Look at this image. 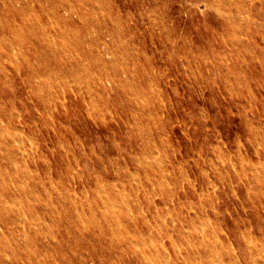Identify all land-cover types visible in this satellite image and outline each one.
<instances>
[{
  "label": "rangeland",
  "instance_id": "1",
  "mask_svg": "<svg viewBox=\"0 0 264 264\" xmlns=\"http://www.w3.org/2000/svg\"><path fill=\"white\" fill-rule=\"evenodd\" d=\"M0 264H264V0H0Z\"/></svg>",
  "mask_w": 264,
  "mask_h": 264
},
{
  "label": "bare ground",
  "instance_id": "2",
  "mask_svg": "<svg viewBox=\"0 0 264 264\" xmlns=\"http://www.w3.org/2000/svg\"><path fill=\"white\" fill-rule=\"evenodd\" d=\"M60 28V27H59ZM79 28V27H78ZM80 29V28H79ZM77 31V30H76ZM63 35V34H62ZM95 68V67H94ZM151 234V233H150ZM154 236V235H153ZM156 240V239H155Z\"/></svg>",
  "mask_w": 264,
  "mask_h": 264
}]
</instances>
